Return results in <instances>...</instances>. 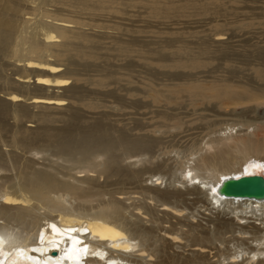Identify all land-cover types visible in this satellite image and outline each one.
Here are the masks:
<instances>
[{
	"label": "bare ground",
	"instance_id": "6f19581e",
	"mask_svg": "<svg viewBox=\"0 0 264 264\" xmlns=\"http://www.w3.org/2000/svg\"><path fill=\"white\" fill-rule=\"evenodd\" d=\"M165 1H156L151 6L155 17L197 15L208 17L206 23L213 27L199 31L202 34L197 35L200 38L197 42L187 41L184 32L176 29L163 31V40L153 43L141 38L147 36L143 35V27L126 28L124 33L141 32L142 36L132 34L131 40L117 41L113 53L114 50L105 51L102 44L107 35L103 30L112 27L105 25L102 18H95L99 9L89 0H0V264H264V199L228 197L218 191L226 178L255 174L256 167L264 164V121H247L248 128L253 125V130L243 134L232 133L237 124L225 126L224 136L203 140V146L198 142L200 155L194 156L199 146L194 148L193 155L192 148L188 153L194 158L186 156L187 160L177 168L165 169L164 162L135 168L157 156L154 152L158 150L156 146L160 148L161 139L133 132H143V128L149 127V123L144 126L135 117L133 127L116 129L120 123L112 124L110 114L102 110L107 108L103 98L110 96L105 90L107 86H118L121 70L134 71L137 66L169 69V79L176 81L172 80L168 88L160 83L163 90L155 89L151 82L155 70L153 74L149 70L147 73L152 77L143 78L149 79L153 87L145 89L142 84L145 89L142 93L141 83L140 87L126 89L127 95L136 99L141 96L151 98V103L162 99L180 103L185 97L198 95L196 90L209 89L211 93L202 95L220 98L221 106L264 101V46L250 45L253 48L250 52L259 61H246L247 58L246 62L240 61V66L251 65L246 67L253 72L249 73L251 79L241 80L239 72L223 73V68L219 69V60L228 67L236 61L233 63L227 45L220 41L226 37L230 40L229 31L235 29L234 18L238 14L234 4L240 0ZM263 17L264 14L258 16ZM122 55L126 56L118 58ZM113 58L119 62L115 71L110 68L115 65ZM214 65L215 71L222 74H207L206 68ZM236 67L237 71L244 69ZM195 69L208 76L191 78L194 74L186 71ZM201 71L196 74L198 77ZM141 73L131 75L132 79L139 76L137 79L142 81ZM245 76L242 78H248ZM139 80L134 83L139 84ZM87 85L91 87L87 89ZM88 93H96L97 97L89 100ZM147 103L138 105L146 108L150 106ZM85 107L97 116L102 115L88 122L83 119ZM163 116L168 120L167 114ZM61 121L63 125L58 126ZM174 123L177 127L180 122L175 119ZM49 154L56 159L47 163L43 157ZM41 156L44 162L40 161ZM102 176L107 182L115 177L116 183L151 180V184L140 183L139 191H133L140 192L138 195L142 194L147 201L140 204L133 199L135 204L129 203L132 210L120 200L122 197L103 200L96 208L87 207L90 209L70 202L71 198L89 202L97 195L105 196L108 189L100 182ZM163 183L174 187L182 184L186 192H177L176 188L161 190L159 186ZM118 189L121 195L126 193ZM186 195L194 200L197 210L208 211L206 220L213 226L199 221L197 225L190 224L188 230L183 229L185 222L178 219L187 210V206L180 204V198ZM151 201L163 207V218L154 212ZM214 213L218 215L211 216ZM139 214L148 217L147 223L158 221L161 225H147ZM130 215L137 217L132 219ZM191 216L194 218L195 214ZM174 217L178 218L177 224L172 221ZM168 222L169 225H164ZM226 232L240 238L237 244L234 242L233 251L217 244L223 243ZM187 247H193L191 254L178 250ZM208 253L213 254L214 261L211 256L208 258Z\"/></svg>",
	"mask_w": 264,
	"mask_h": 264
},
{
	"label": "rangeland",
	"instance_id": "374dc122",
	"mask_svg": "<svg viewBox=\"0 0 264 264\" xmlns=\"http://www.w3.org/2000/svg\"><path fill=\"white\" fill-rule=\"evenodd\" d=\"M156 1L157 2H161V1L162 2H166L165 0L164 1L163 0H155V1L154 0H122V1L121 0H103V1L102 0H89L90 4L95 5L99 9V10H97L95 12V14H96L95 18H99V17H100V19L102 18L101 20L104 21L105 23H107L105 25H107L109 27H112L110 29H104L103 30V33L105 31V33L107 32L106 34L108 35V37H107V35H105L104 38H102L103 39L102 40V44H103V47L105 48V51H113L114 50L113 51V53H114V52H116L115 48L118 46L117 45L118 42L127 41L129 39L131 40V36H132L133 33L132 32L131 33L130 32H126V33H128V35L126 33H124L126 28L136 29V28L143 27L144 31L145 30L146 31L148 30L150 32L153 31V33L147 32L148 34L146 33V31L145 32L143 31V35H147L146 37L142 36L141 32H139V34L134 32V34H133L135 36L137 35V37L138 36H140V37L142 36L141 38L144 37V41H147V42L150 41V42L153 43L154 40H157V41H159V39L163 40V38L165 37L164 36L165 34L163 33V31H165V30L166 31L176 30V29L180 30L179 32H181V31L184 32L185 37H187L186 38L187 41H189V42L190 41L191 42H197V41H200L199 37H201V34H202L199 31H202V30H205V29L209 30L211 27H213V26H211V24H207L206 23V22H208L207 20H209L208 17L203 18V17L197 16V15H191V16H186L185 15V16H182V17L181 16H177V18L180 17L178 19H181L179 21H178V19L176 17L175 18H171V19L155 17L153 15V13H152L153 9L151 8V6H153ZM240 1H242V2H240ZM240 1L235 3V4L233 2L234 6H235V9L237 7L236 10L238 11V14L234 18L235 20H237V22L234 20L235 21L234 22L235 29L234 30L232 29V31H229L230 40H228V38L226 37L222 41H220V42H223V44L227 45L226 49H227V52L229 53L230 57L232 58L231 60L232 61L236 60L237 62L235 61V63H234V61H233V63H234L233 64L232 61H231V64H233V66L231 65L232 67L226 66V63L224 61H222V60H219L218 63H219V66H220L219 69L223 68V69H221V70H224L223 73H228V72H225V71L235 70L236 73L239 72V74L237 75L238 78L240 77L241 80H243V79L244 80H248V79H251V77L253 75V72H252V70L250 68H247L248 70L250 69L249 71H247L246 67H251V65L244 67L245 65L243 66L242 63H241L242 66H240V61L242 62L244 60V62H246V61H249V60L251 61V59H252V62L259 61L258 60L259 58H257L254 53L250 52V50L251 51L253 50V48L250 47V45L254 46V45L258 44L261 47L264 46V21H263L264 17L263 18H258L259 15L261 16L262 14H264V13H262V12H264L263 11L264 10V0H240ZM49 8L50 9H55L57 7L56 6H50ZM258 8H259V11H257ZM77 10H79V9H77ZM88 11L89 10H84V12H88ZM250 11H251V13H249ZM253 11H254V13H253ZM119 12H121V13H119ZM92 13H94V12H92ZM87 15L88 14L86 13L85 16L89 17ZM253 15L256 17L255 19L253 18L254 17ZM175 19H176V21H174ZM244 19H246V20H244ZM252 19L254 21H252ZM171 20L174 21V22H172ZM257 20L262 21L263 23L258 22ZM115 21H117V22H115ZM203 21H204V23H202ZM176 22H177L178 25L176 24ZM179 22L182 23L181 26H180ZM200 22H201V24H200ZM220 22H222V21H220ZM246 22H247V24H243V23H246ZM241 23H242V25H241ZM146 25L151 27L152 29L149 28V27L147 29H145L147 27ZM169 26H170V28H169ZM236 26H237V28H236ZM197 27H199V28H197ZM114 28H116V29H114ZM193 29H194V32H193ZM88 31L89 32H94L93 30H88ZM157 31L159 32V35H158ZM189 32H190V34H189ZM144 33H146V34H144ZM195 33H197V34H195ZM191 34L195 35L194 38H192L193 35H191ZM161 37H163V38H161ZM141 38L140 39L138 38V39L143 41V39H141ZM224 40L227 41L228 43H226ZM157 41H155L154 43H156ZM231 42H232L233 46L232 45L230 46ZM162 44H164V43L162 42ZM229 50H230V52H229ZM125 56L126 55H122V56H119L118 58H124ZM118 58H113L112 59V61L115 63V65L110 66V68L113 69L114 71L117 70V68H118L116 66L117 64H119V62L117 61ZM245 59H246V61H245ZM224 64H225V67L223 66ZM236 65H238L239 68L240 67L241 68L244 67L245 70L242 68V70H240L242 72L237 71L236 69L238 67H236ZM137 67H138L137 70H135L136 67H134V71H132L133 68H132V70L131 69H126L128 72L126 70H121L122 76L120 77L119 85L116 86V85L113 84L112 86H107V88L105 90L108 91L110 96H106V97L103 98V102L104 101L106 102L107 108H103L102 109L103 112H105L106 114H110V119L112 118L111 119L112 124L116 125V123H117L116 121H118L117 124L120 123L119 126L117 125L116 129H119L120 127H121V129L122 128L126 129L127 125H128V127H130V126L133 127L134 123H132V122H134V120L137 118L138 120L137 119L136 120L140 121L143 125L145 123H146V125H147V123H149L148 124L149 127H150V125L152 127L149 128L148 126H146L148 128L147 129L143 128L142 129L143 132L142 131L140 132L138 130H135L133 132H137L139 134L146 133L148 136L151 135L152 137L156 138V140H158V139L160 140L161 139L160 141H161L162 144L160 143V145H161L160 148H159V146H156V148H158L159 151L156 150V152L157 151L158 152L157 153L154 152L155 155H157V156L156 157L154 156L150 162H146L145 163L146 165L142 162L143 165H142V163H139V164H137L135 166V168L136 167H138V168L139 167H144V166L152 165V164L157 165L156 163H158V162L160 164H161V162H164L163 166H164L165 169L166 168L168 169L170 167L171 168L172 167L173 168H177V167H179L181 165L180 163H182L183 161L187 160V158H185L186 156L189 157V158L193 157V156H191L189 154L190 152L188 153V151L189 150L191 151L192 148L194 150V148H196V146L198 147L200 145L199 144L200 142H201V145L203 146L204 145L202 143L203 140H204L203 142H205L210 137H213L215 135H223L224 136L223 133L225 131V129H224L225 126H227V125L230 126V124H237V125H235V129L233 130L232 133L235 134L236 131H238V134H243V133H246V131H249V130L252 131L253 130V125L248 128V125L246 124L247 121H253V120L254 121L255 120L256 121H259V120L260 121H264V101H261V102H254L253 101V102L242 104V105H240V104H238V105H234V104L233 105L232 104L225 105L224 104L223 106H221V105H219V102H218L219 100H221L220 98H215V97L212 98V97H207L205 95H202L203 92L211 93L212 91L209 90V89L196 90V92H198V95L185 97L181 101H179L180 103H173L171 100H165V99H162V101H160V102L152 100V103H151L150 102L151 98L143 99L141 96H139L142 99L139 98V97L136 99L134 97H131V95H127V91H126L127 88H134L135 86H137V87L142 86L143 87L142 84H144L145 89L148 88L146 86H149L150 88L155 86L154 87L155 89H156V87L158 89H160L161 86L162 87L164 86V87L168 88L171 85V83H173V81H174L173 79H172L173 81L171 79H169L170 78V70L169 69H163L161 67L157 68V66H156V69L154 67H152V68H147V67H142V66H137ZM211 67L212 68L209 67L210 70H209V68H206V71L208 70L207 71L208 75H213L214 73L217 72V71H215L216 70L215 69V65L211 66ZM149 70H151L152 74H153V71H154L155 76H154V74L153 75L152 74L149 75L148 74L150 72ZM202 70H204V69H202ZM139 71H141V72L143 71L142 72L143 74L141 72H139ZM147 71H149V72L147 73ZM190 71H192V72H190ZM199 71H201V70L198 69V71H197L195 69V70H189V71H186V72L188 74H190V75L191 74L196 75ZM123 72L128 73V76H127V74L123 75ZM156 72H157V74H156ZM202 72L203 71L200 72L201 75H199V77L197 76L198 74L196 75L197 77L194 76V75L193 76L191 75L192 77L191 76L190 77L191 78L195 77L196 79L200 78V77L203 78L207 74H206V72H203V73ZM208 72H210V74ZM129 73H130V75H129ZM139 73H141V76H142V79H143L142 81H140L141 79L140 80L137 79V78H139V76H137L136 79H132V76L135 77V75H140ZM217 73L218 74H222V73L219 72V70H218ZM249 73H252L251 77H250ZM144 75H145V77L147 76V78L149 76V79H150L151 75L153 76V78H151V82L152 81L154 82V80H155L154 83L152 82L153 86H151L152 84L149 81V79L147 80V78L144 77L147 81L144 80V78H143ZM243 75L244 76L245 75L248 76V78L246 76H245L246 78H242ZM129 76H131V77H129ZM141 76H140V78H141ZM236 77H235V79H238ZM130 79H131V82H130ZM254 79H256V78H254ZM135 80H139L140 81L139 84H138V82L134 83ZM163 80H165L166 82L163 81ZM167 80H168V82H167ZM257 81H255L253 83L257 84L258 83ZM140 83H141V85H140ZM160 83H161V86L158 85ZM90 87H91V85L90 86L89 85L86 86L87 89H89ZM142 87H140V91H139L140 93L144 92V90H145L144 87L143 88ZM162 87H161V89H162ZM91 89L93 90V86H92ZM138 90H139V88H138ZM93 94L94 93H92V94L88 93V97L90 95L89 100L92 99L95 96L97 97L96 93H95V95H93ZM223 99H224V97H223ZM129 102L131 104H133V105L130 106L131 104ZM144 102L150 103V106L146 107L147 109L145 107H140L138 105V104H141V103H144ZM148 103H147V106L149 105ZM178 104H180V105H178ZM104 107H106V105H104ZM149 108H151V109H149ZM251 110H252V112H251ZM253 111H255V112H253ZM82 113L84 115L83 117H85V116L87 117V118L85 117L83 119H85V120L87 119L86 121H88V122H92L94 117L97 118L98 116L102 115V114L101 115L98 114V116H97V114H95V111H90L87 107H85V109L82 111ZM148 113H151V114H148ZM111 114H112V117H111ZM140 114H142V115H140ZM162 114L163 115L167 114L168 116H169V114H172V116L174 118L170 115L171 117L169 116V118L167 120V118H164V116ZM151 117H153L152 120H151ZM88 118H90V119H88ZM130 118L131 119L134 118V120L133 119L131 120ZM170 118H172V120H170ZM175 119H178L179 122H180L178 124L179 126L177 125V127L173 126V123H174ZM119 120L122 123L119 122ZM142 120H143V122H142ZM86 121H84V122H86ZM259 122H258V125L261 124ZM62 123H63L62 121L59 122V123L57 122V125L58 126L59 125H63ZM123 123H125V124L127 123V124L123 125ZM26 124L30 125L31 123L27 122ZM221 128H222V130H221ZM153 129L156 130V131L154 132ZM144 130H145V132H144ZM146 130H148V132ZM214 132H216V133H214ZM226 133L228 134L229 132L226 131ZM160 141H158L157 143L159 144ZM200 147L201 146L196 148L198 150L197 153L199 152V150H200L199 148ZM193 150L191 151V154H192V152L193 153L196 152L195 150L194 151ZM197 153H195L196 155H194V156H199L200 155L199 153L198 154ZM49 155H47V156L45 155L46 157L45 156L44 157L41 156L40 161L44 162L43 158H46V159H44V160H46L45 162L49 163V161H51V159L52 160L56 159V158L52 157L53 155H50L51 158L49 157V160H48V156ZM177 164H178V166H176ZM260 164H261V167H258V166L256 167L257 172L255 174H261V173L264 172V164H262V163H260ZM167 166H169V167H167ZM78 175H81V174H78ZM147 176L148 175H146L145 178ZM114 178L115 177H112L111 179L109 178L108 182H107V178H105L103 176L101 177L100 182L103 185H105V187L103 186L104 189H108L107 192L105 193L106 194L105 196H104V194H102L101 196L97 195L98 197H95L94 199H91L89 202H85V201H82L80 199H79V202H78V199L71 198L72 201L70 200V202L74 203V205H76L77 207L90 209V208H87V207L98 206L101 201L104 202V201H106V200H108L110 198L112 199V197L113 198H118V199H120L122 197L120 200H122L123 203H127V205H128L127 207L130 208L129 210H132V206L131 205H132L133 201L136 200V203L138 202L140 204L144 203L145 201H147V199L141 197L142 194L138 195V193H140V192L136 193V192H133V191H135V190L139 191L138 189H140V188H138V186L140 187V183H142V185H144V186L146 185V182L148 184H151L152 183L151 180H147L146 182L145 181H142V182L138 181L139 183L138 182L137 183L136 182L132 183L133 181H129V182H131V183H129V182H127L128 180H126V182H124V183H122V182L116 183L117 180H116V178L115 179ZM111 181H112V183H111ZM118 187L122 191L126 190L125 191L126 193H123V195H121V193H118V190H119ZM159 187H160L161 190L174 191L175 188H176V189H179V190H177V192L178 191L179 192L181 191V193L186 192L185 187H183L182 184L178 185V187H180V188L174 187L173 185H169L168 186V183L167 184L163 183ZM169 187H170V189H169ZM115 191H117V192L114 195ZM127 191H129L130 193L129 192L127 193ZM108 193H110V194H108ZM132 193H133V195L135 197L132 195ZM134 193H136V194H134ZM111 194H112V196H111ZM128 194H130V195H128ZM129 196H131V198H129ZM125 197H127V199H125ZM128 198L131 199V200H129ZM133 199H135V200H133ZM73 200L76 201V204H75V202ZM149 201L150 200L148 199V202ZM80 202H81V204L83 203L82 206H81ZM150 203H151V206H152L154 212L158 213V216L163 218V215L165 216V214H164L163 211H161V209L163 207L160 206V203L159 202H156V203L153 202L154 204H152V201ZM84 204L85 205L87 204V206H84ZM134 204L135 203H133V205ZM180 204L182 206H187V210H185V213H184L183 217H180V219H178L177 217H174L172 219L173 222L175 221L174 223H176V222L178 223V220L179 221L180 220L183 221V223L185 222V225L183 227V229H185V230L189 229V227H190L189 225L190 224H194L195 223V225H197L200 222L203 223V225H205V226H208V225L213 226V224L207 222V220H206L208 215H205V213L206 212L208 213V211H204V209L203 210L202 209L197 210L196 207H195V204H194V200L188 199L187 195L186 196H182L180 198ZM125 206H126V204H125ZM92 210H94V209L92 208ZM134 212H137V210H134ZM128 214H131V213L128 212ZM191 214H195V217L193 218L191 216ZM216 215H218V213H214L211 216L215 217ZM139 216L145 220V221L143 220L145 223H147V218L148 217L146 215L139 214ZM130 217L132 219H136L137 216L136 215H133V216L130 215ZM152 222L153 221H148L147 225H154V226L161 225V223L158 222V221H157L158 223L157 222H153L154 224ZM181 223L178 224V227L181 226ZM169 224H170L169 222L168 223H164V225H169ZM185 230H183V231H185ZM161 233L164 234V232H161ZM224 234L225 235H223L224 237L222 238V239H224L222 241L223 243L219 242L217 244L219 246L221 244L220 247L222 249L229 248V249H231L233 251V249L236 247L235 243L239 242L240 240L238 241V239H240V238H238V239H237V237L235 238V236L231 232H226ZM183 243H184V241H183ZM183 243H180V245H182ZM182 249L183 248H179L178 250L180 252L182 251L181 253H184L185 255L191 254V252L193 251L192 250L193 247L184 248L185 250L184 249L182 250ZM209 253H208V258L210 256H211L210 258H212L213 254L212 253L209 254ZM206 255H207V253H206ZM214 259H215V257L212 258V261H214Z\"/></svg>",
	"mask_w": 264,
	"mask_h": 264
},
{
	"label": "water",
	"instance_id": "95a60500",
	"mask_svg": "<svg viewBox=\"0 0 264 264\" xmlns=\"http://www.w3.org/2000/svg\"><path fill=\"white\" fill-rule=\"evenodd\" d=\"M220 194L228 197L264 199V175L251 174L226 178L218 186Z\"/></svg>",
	"mask_w": 264,
	"mask_h": 264
}]
</instances>
